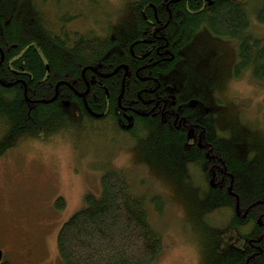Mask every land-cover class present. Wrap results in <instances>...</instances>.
Segmentation results:
<instances>
[{
    "label": "trees",
    "instance_id": "1",
    "mask_svg": "<svg viewBox=\"0 0 264 264\" xmlns=\"http://www.w3.org/2000/svg\"><path fill=\"white\" fill-rule=\"evenodd\" d=\"M131 2L129 22L113 27L95 0L84 3L88 16L75 0H0V155L21 138L72 131V120L80 123L74 132L116 137L132 123L133 138L147 137L140 144L154 154L152 166L180 173L191 189L210 264H264V157L251 161L250 147L237 145L248 135L235 117L218 119L205 98L183 96L171 79L181 52L204 31L237 44L236 78L251 71L264 84V35L252 29V17L264 27V0ZM86 16L94 28H70ZM250 138L259 146L253 153L264 156V138ZM184 165L191 173H181ZM152 192L137 195L123 171L105 167L101 195L86 196V207L59 231L62 263L153 264L164 243L149 205L159 216L166 205ZM65 207L58 198L55 208Z\"/></svg>",
    "mask_w": 264,
    "mask_h": 264
},
{
    "label": "rangeland",
    "instance_id": "2",
    "mask_svg": "<svg viewBox=\"0 0 264 264\" xmlns=\"http://www.w3.org/2000/svg\"><path fill=\"white\" fill-rule=\"evenodd\" d=\"M95 1L105 8L103 16L109 20L108 26L110 22L113 27H124L129 22L131 0ZM84 3L86 0H75L76 10L85 15ZM87 16L70 28H94L93 21ZM252 20L256 35L263 36L264 27L254 17ZM236 47L237 44L229 40L200 32L171 79L175 91L183 96H191L193 92L196 98L192 101L203 102L205 98L209 112H214L218 119L220 116L235 117L237 128L248 135L237 145L246 150L250 147L251 161L258 162L264 156L260 152L253 153L259 146L250 138V133L264 138V84H256L251 71H246L240 78L234 76ZM72 123L80 124L76 120ZM74 125L66 128L73 132L63 129L57 134L40 132L38 139L21 138L14 148L0 155V249L4 253L3 261L63 264L57 249L59 231L75 213L86 207V196L101 195V177L105 167L110 165L126 174L137 195L154 191L152 193L165 200L161 216L149 205L151 224L161 233L164 243L153 264H210L212 251L207 253L203 249L200 243L203 239L200 232H196L191 189L188 191L187 185L182 186L180 173H162L152 166L156 162L152 159L154 154L140 144V141H147V137L139 132V142L133 138L128 131L132 130V123L126 126V131L121 129L117 137L87 129L74 132L78 127ZM249 126L256 129L251 131ZM181 169V173H191L189 166L184 165ZM169 175L175 177L176 185L164 179ZM60 197L66 202L64 210L55 208ZM216 222L218 226L214 227L220 230L222 226ZM226 248L225 244L218 253Z\"/></svg>",
    "mask_w": 264,
    "mask_h": 264
},
{
    "label": "water",
    "instance_id": "3",
    "mask_svg": "<svg viewBox=\"0 0 264 264\" xmlns=\"http://www.w3.org/2000/svg\"><path fill=\"white\" fill-rule=\"evenodd\" d=\"M2 59H3V56H2ZM2 260H3V252H2V250H0V264L2 263Z\"/></svg>",
    "mask_w": 264,
    "mask_h": 264
},
{
    "label": "flooded vegetation",
    "instance_id": "4",
    "mask_svg": "<svg viewBox=\"0 0 264 264\" xmlns=\"http://www.w3.org/2000/svg\"><path fill=\"white\" fill-rule=\"evenodd\" d=\"M185 54H186V51H182L181 52V55H183L184 57H185ZM107 105H109L108 103H107ZM126 115V114H125ZM127 116V115H126ZM130 118V117H129Z\"/></svg>",
    "mask_w": 264,
    "mask_h": 264
}]
</instances>
